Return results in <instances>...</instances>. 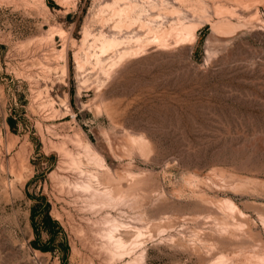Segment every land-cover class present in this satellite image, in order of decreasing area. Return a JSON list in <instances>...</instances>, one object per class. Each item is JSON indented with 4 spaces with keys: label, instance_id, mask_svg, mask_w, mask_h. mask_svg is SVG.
Wrapping results in <instances>:
<instances>
[{
    "label": "rangeland",
    "instance_id": "obj_1",
    "mask_svg": "<svg viewBox=\"0 0 264 264\" xmlns=\"http://www.w3.org/2000/svg\"><path fill=\"white\" fill-rule=\"evenodd\" d=\"M74 157L127 194L119 258ZM142 257L264 264V0H0V264Z\"/></svg>",
    "mask_w": 264,
    "mask_h": 264
},
{
    "label": "bare ground",
    "instance_id": "obj_2",
    "mask_svg": "<svg viewBox=\"0 0 264 264\" xmlns=\"http://www.w3.org/2000/svg\"><path fill=\"white\" fill-rule=\"evenodd\" d=\"M119 12H121V10ZM135 20L142 21L141 16H138V18H136ZM142 22L144 25H147L146 22H144V21H142ZM172 28L173 27L171 26V29ZM176 30H179V31H177L178 37H181L183 40H190L191 41V40L195 39V28L191 25L183 26L182 29H180V27H179V29L177 28ZM149 31H150V28H149L148 32ZM152 34L155 35V38H156L155 40H158L159 42L163 41L164 37L166 36V35L164 36V34H165L164 31H161L158 29L157 30L152 29ZM171 36H172V34H171ZM137 42L141 43L142 40H140V38H138ZM116 45H117V43L107 42L103 46V50L107 51L108 49H112ZM144 142H141V143L145 144L146 142L145 143ZM139 144H140V141H139ZM65 152H66L65 153L66 156H70L72 154V152L69 150H66ZM86 153H87L86 157H88L90 159V161L92 160L96 164L102 166L108 172L107 175H109V178L113 179L111 171H110V169L106 168V165L104 164V159H103V157H101V155H99L97 152H95L89 145L86 146ZM70 163L72 164L74 170L69 172V173H66V175H64L65 180L68 183V186L70 187L69 190H71V191L74 190L75 192H79V193H83V194L87 195L86 199H85L86 207L88 208V210L94 211L96 214L100 215L98 217V219H96V220L94 219L95 221H93V223L101 224V226H102V224H105V226H106L104 228L102 227L103 229L97 231V234H96V235L101 236L104 240L103 243L101 244L100 248L102 250H104L105 252H107L110 260H114L116 258H119L120 256H122V254L120 253V250H124L125 248H127L128 245L125 243V241L123 240L122 237H117L116 233L120 230V228L124 227L125 224L123 225L120 222H118L115 217H113L109 212H107V210L108 209H117V207L119 205H121V203H124L126 201L127 194H125V192L123 190H121V187L115 188L116 186L112 187L110 185L109 181H108V183L102 181L100 179V177L98 175H96L95 173H90L87 175V173H85L82 170V164L83 163H82L80 157L71 158ZM85 175H86V177H85ZM80 196L82 197V195H80ZM227 204H228L230 209H235V205L232 201L228 200ZM101 213H103V214H101ZM98 228H99V226H98ZM142 259H143V257L141 258L140 264L142 263Z\"/></svg>",
    "mask_w": 264,
    "mask_h": 264
}]
</instances>
